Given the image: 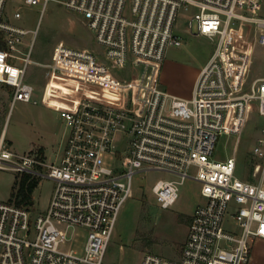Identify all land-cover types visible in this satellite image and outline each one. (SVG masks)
<instances>
[{"label":"built area","instance_id":"obj_1","mask_svg":"<svg viewBox=\"0 0 264 264\" xmlns=\"http://www.w3.org/2000/svg\"><path fill=\"white\" fill-rule=\"evenodd\" d=\"M22 1L45 8L50 0ZM129 2L128 8V0L65 1L85 17L101 51L59 41L53 60L41 63L31 57L37 30L24 54L32 31L19 23L20 6L0 0V84L11 87L12 103L38 102L35 85L26 79L30 63L49 68L50 92L71 99L62 109L69 133L58 162H49L38 149L15 152L6 126L0 133V168L54 182L40 212L17 204L15 197L0 202V264H105L121 207L134 194L135 176L152 171L173 176L152 187L163 208L175 203L188 178L200 183L204 201L192 215L179 257L147 252L140 264H248L253 240L264 238V126L251 152L256 181L237 176L235 155L213 158L220 135L240 140L256 101L264 117V77L246 87L254 46L264 44L262 0ZM190 8L196 9L191 32L216 43L186 98L157 83L168 49L182 44L178 16ZM244 23L252 26L255 40L238 48L232 42ZM128 66L142 69L128 80L117 73ZM68 78L94 93L74 98V89L64 96L52 89L53 82ZM229 221L234 231L226 228ZM78 228L86 231L83 247L64 248Z\"/></svg>","mask_w":264,"mask_h":264},{"label":"rangeland","instance_id":"obj_2","mask_svg":"<svg viewBox=\"0 0 264 264\" xmlns=\"http://www.w3.org/2000/svg\"><path fill=\"white\" fill-rule=\"evenodd\" d=\"M67 0H50L46 7L43 4H26L22 0H13L21 7L22 18L19 23L30 32L23 46L24 54L28 51V43L37 30V37L31 57L41 63L51 62L59 41L74 47L89 48L101 51L93 30L88 26L85 17L69 8ZM130 2L128 0V8ZM13 13L14 6L9 7ZM196 9L181 10L176 31L181 35L182 44L168 49L163 61V69L159 72L157 86L179 96L190 97L195 78L208 61L215 49V41L205 35H195L190 29V20ZM261 14L264 15V0ZM252 26L241 24L235 32L232 44L242 48L254 42ZM141 67L117 71L120 77L128 80L137 75ZM157 72L155 66L154 74ZM264 77V44H256L252 54V62L246 87L255 78ZM27 81L35 85L33 99L38 102L17 100L12 103L11 87L0 84V133L6 126V139L11 149L18 153L37 150L40 142L51 143L48 158L54 161L55 150L59 140L68 137L69 129L62 116V109L70 105L71 99L63 98L50 92L51 75L49 68L30 63L27 66ZM52 89L64 93L76 90L72 97L82 93L94 92L86 87L81 80L68 78L62 82H53ZM85 91V92H84ZM71 98V97H70ZM264 117L255 109L243 130L240 140L237 136L224 133L218 137L213 158L225 160L236 156V174L242 179L256 181L253 175V158L251 152L261 135ZM67 139V138H66ZM57 140V143L55 141ZM21 174L11 169L0 168V202L14 199V191L19 187ZM165 172H146L134 178V194L122 205L112 234L111 242L104 257L105 264H140L147 252L156 253L169 258H177L182 252L188 235L192 215L197 206L204 201L201 185L198 181L188 178L179 188V197L175 203L163 208L157 201L152 187L159 179L172 178ZM38 184L33 191V209L35 212L45 210L48 206L54 182L48 177H34ZM228 230L234 231L235 223H226ZM73 228L70 229L71 236ZM77 236L70 238L64 248L81 249L85 242L86 231L77 229ZM256 240V238H255ZM257 247V245H255Z\"/></svg>","mask_w":264,"mask_h":264},{"label":"crops","instance_id":"obj_3","mask_svg":"<svg viewBox=\"0 0 264 264\" xmlns=\"http://www.w3.org/2000/svg\"><path fill=\"white\" fill-rule=\"evenodd\" d=\"M162 69H163V66H162ZM197 76H198V74H197ZM197 76H196V78H197ZM196 78H195V80H196ZM194 83H195V81H194ZM193 87H194V84H193ZM192 91H193V89H192ZM191 96H192V94H191ZM182 97L189 98L187 96H182ZM66 138H67V136H65V138L63 137L62 139L59 140V142H58L59 145H57V148L55 145H53V149L55 150V157L53 159L54 161H50V162H58L61 159L63 152H64ZM55 143H57V140L55 141ZM49 144H51V143L40 142L37 145V147H39L38 150L41 153H43V155L46 159L48 158L49 149L47 147H49V146H47V145H49ZM48 161H49V159H48ZM255 245H257V247H255ZM248 264H264V238H256V240L255 239L253 240L252 255H251V259H250Z\"/></svg>","mask_w":264,"mask_h":264},{"label":"trees","instance_id":"obj_4","mask_svg":"<svg viewBox=\"0 0 264 264\" xmlns=\"http://www.w3.org/2000/svg\"><path fill=\"white\" fill-rule=\"evenodd\" d=\"M37 184V179L30 178L28 174L21 176L19 180V187L16 191H14L17 204L31 205L33 202V191Z\"/></svg>","mask_w":264,"mask_h":264},{"label":"water","instance_id":"obj_5","mask_svg":"<svg viewBox=\"0 0 264 264\" xmlns=\"http://www.w3.org/2000/svg\"><path fill=\"white\" fill-rule=\"evenodd\" d=\"M33 203V202H32Z\"/></svg>","mask_w":264,"mask_h":264}]
</instances>
